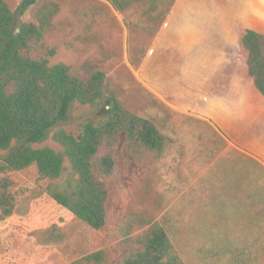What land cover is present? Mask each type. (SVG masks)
<instances>
[{"label": "rangeland", "instance_id": "obj_1", "mask_svg": "<svg viewBox=\"0 0 264 264\" xmlns=\"http://www.w3.org/2000/svg\"><path fill=\"white\" fill-rule=\"evenodd\" d=\"M3 1L11 10L21 2ZM46 4H53L48 27L23 54L64 63L80 78L102 71L120 105L151 122L165 142L157 153L120 133L99 148L114 169L104 179L106 218L97 231L46 195L28 197L49 182L34 166L8 173L9 191L27 200L0 221V264H86L82 259L98 251L102 264H121L138 250L133 240L147 227L135 215L143 211L162 225L185 264H264V139L233 115L250 84L240 31L264 33V0H175L165 17L150 19L141 7L120 11L111 0H39L21 21L35 23ZM254 104L247 105L250 119ZM42 145L60 149L52 140ZM255 205L260 238L250 245L239 221L253 222ZM51 226L66 241L42 245L32 235Z\"/></svg>", "mask_w": 264, "mask_h": 264}, {"label": "trees", "instance_id": "obj_2", "mask_svg": "<svg viewBox=\"0 0 264 264\" xmlns=\"http://www.w3.org/2000/svg\"><path fill=\"white\" fill-rule=\"evenodd\" d=\"M38 1L21 0L11 10L0 0V221L17 212L20 203L27 200L9 191L11 182L6 175L34 166L38 177L49 182L28 197L46 195L87 228L97 231L106 218L104 179L114 169L112 156H99V148L110 146L118 134L124 133L145 149L160 153L165 138L151 122L120 105L102 71L90 70L80 78L64 63L49 64L47 59L23 54L30 41L43 37L53 14V4H46L37 12L35 23L19 22ZM111 2L120 11L141 7L143 16L150 19L155 13L165 17L175 0ZM240 48L250 84L246 86L248 98L233 115L245 131L264 139V33L256 28L242 29ZM253 102L255 112L250 119L247 105H252V110ZM76 107L88 111L75 115ZM66 127L75 132L66 131ZM48 140L60 149L42 145ZM135 221L147 228L133 240L138 250L127 252L121 264H185L165 229L147 211L135 215ZM32 235L42 245L67 239L56 226ZM104 260L103 251L82 259L86 264H102Z\"/></svg>", "mask_w": 264, "mask_h": 264}, {"label": "crops", "instance_id": "obj_3", "mask_svg": "<svg viewBox=\"0 0 264 264\" xmlns=\"http://www.w3.org/2000/svg\"><path fill=\"white\" fill-rule=\"evenodd\" d=\"M259 208H260V205H257ZM257 206L255 205L254 206V209H253V214H254V221L253 222H249L248 221V223H246L244 220L243 221H239V228H246V227H248L249 228V231L247 232V230L245 231V233L243 234V236L245 237L246 235L247 236H249V237H251V243H248L246 240H245V242L243 243V244H245V245H247V243L248 244H253V245H256L257 244V238L259 239L260 238V235L259 234H256V229L258 228H261V212H260V210L259 209H257ZM240 210H241V208H240ZM239 210V214H241V219H245V216H244V214L245 213H247L246 212V209H243V210H241L240 211ZM258 215V219L256 220V217H255V215ZM250 228L251 229H253V231L252 230H250ZM243 231V230H242ZM242 233V232H241Z\"/></svg>", "mask_w": 264, "mask_h": 264}, {"label": "water", "instance_id": "obj_4", "mask_svg": "<svg viewBox=\"0 0 264 264\" xmlns=\"http://www.w3.org/2000/svg\"><path fill=\"white\" fill-rule=\"evenodd\" d=\"M19 22H21V18H20ZM18 31H19V28H17L16 32H18Z\"/></svg>", "mask_w": 264, "mask_h": 264}]
</instances>
